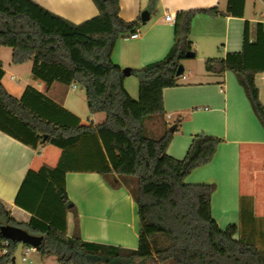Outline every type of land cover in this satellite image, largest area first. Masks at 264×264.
<instances>
[{"label":"trees","instance_id":"16d2710c","mask_svg":"<svg viewBox=\"0 0 264 264\" xmlns=\"http://www.w3.org/2000/svg\"><path fill=\"white\" fill-rule=\"evenodd\" d=\"M92 1L98 15L74 23L34 0H0V48H12V62L32 60L34 79L47 88L54 82L81 84L89 111L105 114L104 121L96 125L83 124L66 110L73 122L46 116L26 93L17 98L7 91L0 59V129L34 148L50 143L63 149L56 167L45 165L27 173L16 204L32 213L30 221H17L0 201V225L9 223L43 235L37 251L43 257L54 256L58 264H264V250L248 232H240L236 224L222 229L214 219L211 198L216 185L184 181L192 170L212 160L222 138L198 133L183 159L169 155L167 149L181 118L171 131L172 125L165 121L163 97L164 88L179 84L178 67L193 50L190 34L194 17L243 16L246 0H229L225 11L216 6L178 12L168 53L132 69L139 79L137 99L126 89L123 68L113 62L112 55L122 35L142 27L141 18L123 19L120 0ZM158 2L149 0V10ZM205 69L218 75L232 71L264 126V105L256 83V75L264 72L263 23H257L256 39L251 41L246 21L242 50L207 58ZM148 121L161 123L162 133L155 136L149 132ZM79 145L97 151L94 166H82L67 156ZM89 170L101 173L112 185L122 182L130 190L139 215L137 248L65 236L66 210H75L67 195L65 175ZM247 214L253 216L252 208L242 207L244 223ZM5 241L0 235V264L13 262L19 245L9 241L3 253Z\"/></svg>","mask_w":264,"mask_h":264},{"label":"crops","instance_id":"0c3cea01","mask_svg":"<svg viewBox=\"0 0 264 264\" xmlns=\"http://www.w3.org/2000/svg\"><path fill=\"white\" fill-rule=\"evenodd\" d=\"M34 1L74 23L84 22L99 13L92 0ZM228 1L159 0L150 11L149 0H120V15L123 19L132 21L139 16L141 18L144 10H149L151 16L144 25L145 29H138V38H131L132 33L119 38L112 55L113 62L122 68L133 69L162 59L174 43L178 12L216 6L225 11ZM167 12L173 13L174 22L165 20ZM263 12L264 0H246L243 16L197 14L192 21L190 34L195 59L200 58L205 66V60L209 57H225L228 52L241 51L245 22L249 21L251 41H255L257 23L264 24ZM4 47L0 48V59ZM11 63L12 78L17 75L25 77L19 84L11 82L12 87L7 85V69L2 61L5 71L2 83L10 94L21 98L26 93L27 99L39 106L43 114L60 122L74 121L66 111L78 117L83 124L96 125L104 121L105 114L91 113L88 105L86 117H82L80 112L84 110L87 98L80 94L77 102L69 95L76 92L77 84L67 86L54 82L47 88L43 81L34 79L32 60L14 64L11 55ZM256 83L264 105V72L256 75ZM125 87L135 98V91L129 89L127 79ZM37 92L42 95L38 97ZM163 97L165 121L168 125L176 124L181 118L167 149L169 155L183 159L193 136L198 133L214 135L223 140L212 160L192 170L184 181L215 184L211 207L212 215L220 228L226 229L229 225L236 224L240 227V232H248L253 241L264 250V126L254 113L235 74L227 71L218 75L205 68L195 73L189 69V75L180 77L177 86L164 88ZM149 124L156 129L155 136L162 133L161 123L148 121L147 127ZM96 152L93 147L79 145L70 150L67 156L82 166H94ZM62 154L63 149L56 145L45 143L34 148L0 129V201L17 221L28 222L32 217L31 212L16 204L29 170L39 171L45 165L54 168L60 162ZM65 188L75 205L74 211L66 210V237L78 235L85 241L126 248L138 247V207L126 185L122 182L112 185L101 173L93 170L68 171L65 175ZM242 207L253 210V216L246 215L245 223L242 221ZM23 249L26 256L23 261H28L29 252L39 254L38 251L26 253V246ZM48 259L53 264H58L54 256H36L38 264H46Z\"/></svg>","mask_w":264,"mask_h":264},{"label":"rangeland","instance_id":"374dc122","mask_svg":"<svg viewBox=\"0 0 264 264\" xmlns=\"http://www.w3.org/2000/svg\"><path fill=\"white\" fill-rule=\"evenodd\" d=\"M145 27L146 26L142 25L143 30L145 29ZM11 55H12L11 48L5 46L2 49V54H1L2 57H1V59L3 61V64H4L5 68L7 69V75L5 76V82L10 87H12V83L11 82H14L15 84H19V83H21L23 81V79L25 77V76H22V75H17V76H14L12 78L11 72H10V66H13V64L11 63ZM182 64L185 67L184 74L187 75V76L189 75V69H192L195 73H199V72L203 71L204 68H205L204 62L202 60H200V58H198V59H195V58L194 59H188L187 61L183 60ZM23 68H25V67H23ZM179 77H182V75H180ZM126 79H127V86L131 90L134 89L135 98L137 99L138 98V96H137L138 95V88H139V79H138V77L135 74H131V75L127 76ZM76 84L78 86L76 92L75 93H70L69 95H70V98L72 100H75V101L78 102V97L77 96H79L80 94H84V97H86L85 96L86 90H85V88L81 89L82 88L81 84H79V83H76ZM11 89H13V88H11ZM87 105H88V103L86 102V104L84 105L85 106L84 110L80 112L83 118L86 117V113L88 112ZM165 119H166V117H165ZM171 125H174V123H172ZM147 128H148L149 132H151V133H153L155 135L156 129L152 126V124H149ZM24 246H27V245H25L24 243H19V248H17L16 251L14 252L15 263L11 262L9 264H38V261L36 260V256H39L40 253L37 254V253L29 252V254L27 255L28 261H23V256L25 255V249H23ZM46 264H53L52 260L48 259ZM167 264H176V263L169 262Z\"/></svg>","mask_w":264,"mask_h":264},{"label":"water","instance_id":"95a60500","mask_svg":"<svg viewBox=\"0 0 264 264\" xmlns=\"http://www.w3.org/2000/svg\"><path fill=\"white\" fill-rule=\"evenodd\" d=\"M150 16H151V14H150L149 10L142 11L141 22L143 25H145L150 20ZM195 55H196V53L194 52V50L189 51L187 53V56L189 58H192ZM123 73L125 76L131 75L132 74V68L124 67ZM183 73H184V65L181 63L178 67L176 74H177V76H180ZM175 129H176V124H174L170 127L171 131H174ZM0 235L6 240L17 242V243H24L26 245H31V246L35 247L36 249L42 244V242L44 240L43 235L30 233L29 231H27L26 229H24L20 226H16V225L9 224V223L0 225ZM13 262H14V258H13Z\"/></svg>","mask_w":264,"mask_h":264},{"label":"built area","instance_id":"2783aa9c","mask_svg":"<svg viewBox=\"0 0 264 264\" xmlns=\"http://www.w3.org/2000/svg\"><path fill=\"white\" fill-rule=\"evenodd\" d=\"M263 15H264V12H263ZM165 20L166 21H170V22H174L175 21V17L173 15L172 12H167L166 15H165ZM139 32H135V33H132L130 35L131 38H138L139 37ZM183 77H185L184 73L182 74ZM75 86V85H74ZM9 244V240H6L4 245V249H3V253H6L7 252V245ZM29 251H37V249L31 245H27L26 246V253H28ZM23 260H26V256L23 257Z\"/></svg>","mask_w":264,"mask_h":264}]
</instances>
